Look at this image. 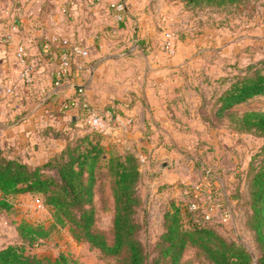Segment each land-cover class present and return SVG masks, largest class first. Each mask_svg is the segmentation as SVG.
<instances>
[{"label":"rangeland","instance_id":"374dc122","mask_svg":"<svg viewBox=\"0 0 264 264\" xmlns=\"http://www.w3.org/2000/svg\"><path fill=\"white\" fill-rule=\"evenodd\" d=\"M94 1L97 3L100 0ZM25 4L26 0H0L2 16L0 21L3 25L10 26L15 23L23 26L21 15L15 10H19ZM118 4H121L120 7ZM127 4L134 8V12L130 14L131 19L125 16L122 9ZM184 4V0H118L115 4L116 15L112 18V24L108 25L128 26L131 34L140 16L147 13L148 16L145 15V18L148 17V22L153 23L159 36L156 37L157 44L162 43L164 51L170 57L177 53L178 41L196 36L204 26H219L221 30H226L220 32L224 37H221L220 45H217L218 50H214L211 58H205L202 63L203 66L209 67V73L206 74L203 70L204 72H200L197 78L192 79L193 88L196 86L198 93L196 92L197 97L195 93L186 95L192 106L185 112L188 119H184L185 122L179 128L178 140L165 144L169 151L156 157L149 155V149L145 145L137 149L126 148L119 142L107 139L106 136L103 141L113 152L125 154L134 151L140 159L142 175L138 190L142 196V203L138 207L137 217L142 224L139 237L149 252V264H153V257L157 253L155 242L164 228V213L172 207L173 202L191 215L189 221L190 216H186L187 223L196 221L211 224L227 238L244 243L256 258L259 250L253 232L246 225L249 212L246 172L252 156L261 144V137L251 132L231 130L227 121L213 120V114L208 110L210 104L208 99L212 102L215 93L226 87L235 73H242L249 63L256 62L258 58L264 56V0H246L219 7L187 8ZM167 31H171L174 36L173 52L165 45ZM150 46L152 48V41ZM151 48L145 46L146 51ZM126 49L127 47L123 48ZM208 53V56L211 55ZM53 60L58 62V56ZM25 85L28 88L25 91L28 98L23 96L18 101L25 103L26 110L31 111L44 96H47L48 88L37 94L32 83ZM62 109L59 107L58 110L52 109L51 112ZM248 109H264V95L238 108L239 111ZM19 110H22V106ZM87 130L90 128L83 122L78 125L70 124L65 131L64 128L52 127L53 133L61 135L63 132H68V135L83 134ZM170 148L176 150L173 155L170 154ZM4 150L8 154L16 151L8 144ZM26 154L31 158L34 153ZM7 198L12 207L8 209L0 207V247L12 242H21L17 224L26 219L50 228V233L40 239L37 246L28 245V249L38 256H42V253L47 254L49 260L46 264H118L115 257L103 254L100 249L91 246L85 240L77 239L72 234L69 224L55 223L52 206L36 205V199H42L41 194L32 192L10 194ZM191 202H197V207L191 208ZM95 206L96 226L104 230L111 240L114 199L112 177L105 163L98 169ZM61 253L65 256L63 262L59 258ZM183 264L210 263L195 247L189 245L183 257Z\"/></svg>","mask_w":264,"mask_h":264},{"label":"crops","instance_id":"0c3cea01","mask_svg":"<svg viewBox=\"0 0 264 264\" xmlns=\"http://www.w3.org/2000/svg\"><path fill=\"white\" fill-rule=\"evenodd\" d=\"M117 1L26 0L24 7L15 10L21 15L23 26L12 31L11 41L6 39L10 26L0 21V143L3 148L8 144L16 150L10 156L36 163L61 148L69 133L55 134L52 126L65 131L72 121L81 124V110L62 105L65 99L78 93L105 114L123 121L132 119L128 130L117 128L106 136L122 147L137 149L145 145L149 155L156 157L169 151L165 144L178 140L179 128L188 119L185 112L192 106L186 95L195 93L197 97L198 93L192 79L200 72L209 73V67L202 63L218 50L223 30L219 26H204L196 36L178 41L177 53L170 57L164 45L157 44L159 36L153 23L145 18L147 13L140 16L131 34L128 26H108L116 15ZM124 12L131 19L134 8L127 4ZM53 34L80 39L89 48L85 67L75 81L84 87L71 86V82L56 85L58 62L53 58L58 56L59 48L51 41ZM20 41L28 47L35 62L32 85L37 94L48 88L41 105L35 109L38 102L31 111L18 101L23 96L28 98L25 93L28 88L19 80L20 66L15 57V47ZM46 43L52 45L50 52L44 50ZM145 46L151 49L146 51ZM124 47L127 49L123 50ZM13 84L15 91L8 92L6 89ZM59 107L63 109L51 112ZM22 112L26 113L10 123ZM27 152L34 154L30 158ZM174 152L170 148V154Z\"/></svg>","mask_w":264,"mask_h":264},{"label":"trees","instance_id":"16d2710c","mask_svg":"<svg viewBox=\"0 0 264 264\" xmlns=\"http://www.w3.org/2000/svg\"><path fill=\"white\" fill-rule=\"evenodd\" d=\"M246 0H184L187 8L225 6ZM125 11V7L123 8ZM66 76L63 83H69ZM264 95V56L235 73L229 84L215 93L210 113L215 121H227L231 130L254 133L261 144L246 172L249 212L246 225L253 232L259 250L255 258L244 243L229 239L209 223L191 221V215L173 202L164 213V228L155 246L153 264H183L189 245L210 264H264V109L239 111L245 103ZM26 112L17 114L15 123ZM75 123L72 121L70 124ZM54 127V126H52ZM104 134L90 129L68 135L66 143L39 162L10 156L0 144V207L10 208L7 195L38 193L53 207L55 223L69 224L72 234L115 257L118 264H149V252L139 237L138 207L142 196L138 183L141 162L134 151L116 153L103 141ZM105 163L112 177L114 199L113 238L96 226L95 194L98 169ZM21 242L0 247V264H46L47 254L28 249L37 246L50 228L22 219L17 224ZM60 260H65L60 254Z\"/></svg>","mask_w":264,"mask_h":264},{"label":"built area","instance_id":"2783aa9c","mask_svg":"<svg viewBox=\"0 0 264 264\" xmlns=\"http://www.w3.org/2000/svg\"><path fill=\"white\" fill-rule=\"evenodd\" d=\"M121 4H118L120 7ZM124 8V6H123ZM122 8V9H123ZM19 26L15 23L10 25V30L7 33V40L11 41L13 38L12 31L17 30ZM173 33L166 32V48L169 51H175L173 43ZM51 41L57 44L58 51V68L55 83L60 85L66 76H71L70 82H75L80 78L82 70L85 67L86 58L89 55V48L80 39H71L69 37L53 34ZM52 45L46 43L44 50L50 52ZM15 57L20 66L19 80L24 84L34 82L35 77V62L32 59L28 47L22 42H18L15 47ZM69 82V83H70ZM16 85L13 84L7 88L8 92H14ZM64 107L78 108L81 111L80 119L90 129L97 130L104 134V136L111 135L117 128H122L124 131L128 130L132 119L129 117L127 120L116 119L111 115L105 114L96 105L84 97L81 93L71 96L62 102ZM203 188V187H202ZM38 207H45L46 203L41 199H36ZM191 208L197 207V202H191Z\"/></svg>","mask_w":264,"mask_h":264},{"label":"water","instance_id":"95a60500","mask_svg":"<svg viewBox=\"0 0 264 264\" xmlns=\"http://www.w3.org/2000/svg\"><path fill=\"white\" fill-rule=\"evenodd\" d=\"M70 85H71V86H74V87H79V88L84 87V84H82V83H78V82H72ZM41 103H42V102H39V103L37 104V106L35 107V109L38 108V107L41 105Z\"/></svg>","mask_w":264,"mask_h":264}]
</instances>
